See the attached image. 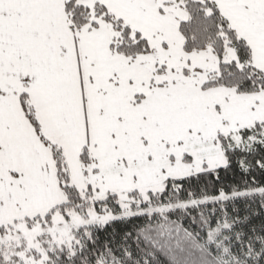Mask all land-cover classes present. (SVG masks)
Returning a JSON list of instances; mask_svg holds the SVG:
<instances>
[{
  "label": "snow or ice",
  "instance_id": "obj_1",
  "mask_svg": "<svg viewBox=\"0 0 264 264\" xmlns=\"http://www.w3.org/2000/svg\"><path fill=\"white\" fill-rule=\"evenodd\" d=\"M161 257L264 264V0H0V264Z\"/></svg>",
  "mask_w": 264,
  "mask_h": 264
},
{
  "label": "trees",
  "instance_id": "obj_2",
  "mask_svg": "<svg viewBox=\"0 0 264 264\" xmlns=\"http://www.w3.org/2000/svg\"><path fill=\"white\" fill-rule=\"evenodd\" d=\"M228 179H229V181H231L232 177H229ZM241 208H242L241 215H243V206L242 205H241ZM185 226H188L187 220L185 221ZM118 227H120V226L118 225ZM192 227H195V225H193ZM100 235H101V238L103 239L104 233H101ZM161 260L163 261V264H167V261L164 257H161Z\"/></svg>",
  "mask_w": 264,
  "mask_h": 264
}]
</instances>
